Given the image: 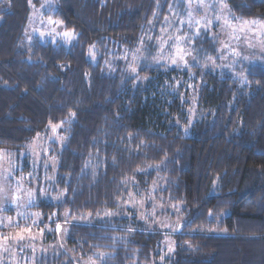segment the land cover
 <instances>
[{"label":"trees","instance_id":"1","mask_svg":"<svg viewBox=\"0 0 264 264\" xmlns=\"http://www.w3.org/2000/svg\"><path fill=\"white\" fill-rule=\"evenodd\" d=\"M173 1L57 0L45 14L76 42L24 48L29 0H1L0 152L64 127L63 197L37 206L59 243L36 264H264V62L244 61L247 83L197 65L130 71ZM228 4L264 20V0ZM153 187L183 218L170 236L123 206Z\"/></svg>","mask_w":264,"mask_h":264},{"label":"rangeland","instance_id":"2","mask_svg":"<svg viewBox=\"0 0 264 264\" xmlns=\"http://www.w3.org/2000/svg\"><path fill=\"white\" fill-rule=\"evenodd\" d=\"M56 1L31 0L24 48L30 47L35 37L67 45L76 42V32L67 29L51 15L45 14ZM204 5L210 7L205 9ZM6 6L7 2L2 4L0 0V10ZM170 10L167 19L156 26L155 31L152 32L151 29L146 33L143 41L128 52L130 71L136 72L137 67H155L159 64L179 68L197 65L204 70H229L242 82L247 83L246 70L243 69L244 61L264 62V20L236 18L231 12L228 0H203V4L200 0H191V3L188 0H174ZM190 19L191 27L188 26ZM208 20L212 23L206 30ZM254 20L259 23L245 24L246 21ZM196 21H200V24H196ZM197 28L200 29L198 34ZM65 32L69 33V36L65 37ZM181 49L182 52H178ZM236 52L240 55L237 56ZM181 55L187 65L180 59ZM88 57L96 61L94 46L90 47ZM173 60L176 61L175 64L172 63ZM62 127L61 124L50 126L48 131L38 134L19 151L3 149L0 152L2 264H36L42 254L58 246L59 242L51 236L52 225L45 222V213L37 206L57 202L63 197V193L56 187L58 160L55 155L56 144L59 146L64 142ZM27 155L31 160L29 169L20 172L25 168L24 158ZM151 191L141 190L140 195L131 191L123 206L133 208L148 224L158 226L160 230L169 232L167 236H170L171 232L177 230L183 218L177 214L178 207L167 205L155 198L156 187ZM29 193L32 194L31 203ZM29 228L30 232L24 231ZM61 228L60 225L58 232ZM21 233L25 236L24 240L13 239Z\"/></svg>","mask_w":264,"mask_h":264},{"label":"snow or ice","instance_id":"3","mask_svg":"<svg viewBox=\"0 0 264 264\" xmlns=\"http://www.w3.org/2000/svg\"><path fill=\"white\" fill-rule=\"evenodd\" d=\"M188 2L191 3V0H188ZM200 2H201V4H203V0H200ZM29 3H31V0H29ZM209 7H210L209 5H204V8H205V9H207V8H209ZM189 15L191 16V14H189ZM166 19H167V18H166ZM217 19H219V17H217ZM182 23H183V22H182ZM195 23H196V24H200V21H196ZM211 23H212L211 20H208V21H207V23H206V25H205L206 30H207V26L210 25ZM257 23H259V21H255V20H254V21H250V22H248V21L245 22V24H252V25H255V24H257ZM188 26H189V27L192 26V20H191V19L188 21ZM241 30H242V29H241ZM199 31H200V29L197 28V29H196V33L198 34ZM41 35H43V33H41ZM64 36H65V37L69 36V33L65 32V33H64ZM225 46L227 47V45H225ZM178 52H182V49H181V50H178ZM235 54H236L237 56L240 55L239 52H236ZM180 59H181L182 61H184L185 65H187V61L184 60V56H183V55L180 56ZM172 63L175 64L176 61L173 60ZM53 130H55V129H53ZM31 196H32V194L29 193V198H30V199H29V203L32 202V200H31ZM209 214L211 215V213H209ZM59 230H60V225H57V231H59ZM24 231L30 232L31 230H30V228H29V229H25ZM5 239H9V238H8V237H5ZM13 239L24 240V239H25V236L21 233V234H19L17 237H14ZM5 251H8V249H5ZM0 264H2V262H0Z\"/></svg>","mask_w":264,"mask_h":264}]
</instances>
